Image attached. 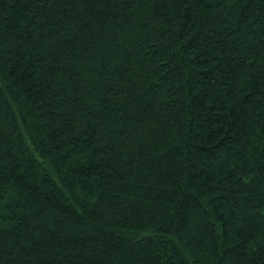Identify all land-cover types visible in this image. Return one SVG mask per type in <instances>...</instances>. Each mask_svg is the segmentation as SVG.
Wrapping results in <instances>:
<instances>
[{
	"label": "trees",
	"instance_id": "obj_1",
	"mask_svg": "<svg viewBox=\"0 0 264 264\" xmlns=\"http://www.w3.org/2000/svg\"><path fill=\"white\" fill-rule=\"evenodd\" d=\"M0 264H264V0H0Z\"/></svg>",
	"mask_w": 264,
	"mask_h": 264
}]
</instances>
